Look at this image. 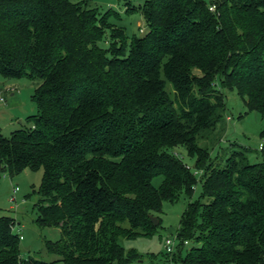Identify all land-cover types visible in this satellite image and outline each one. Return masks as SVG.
Wrapping results in <instances>:
<instances>
[{
  "label": "trees",
  "instance_id": "16d2710c",
  "mask_svg": "<svg viewBox=\"0 0 264 264\" xmlns=\"http://www.w3.org/2000/svg\"><path fill=\"white\" fill-rule=\"evenodd\" d=\"M118 1L148 33L130 37L117 10L87 1L0 0V75L39 81L25 127L0 134V180L42 170L35 223L61 230L45 241L56 259L23 257L15 219L0 217V264L143 259L120 240L158 233L164 202L197 184L176 149L196 158L204 201L187 205L168 259L264 264V141L257 163L247 149L212 157L225 91L264 115V0Z\"/></svg>",
  "mask_w": 264,
  "mask_h": 264
},
{
  "label": "rangeland",
  "instance_id": "374dc122",
  "mask_svg": "<svg viewBox=\"0 0 264 264\" xmlns=\"http://www.w3.org/2000/svg\"><path fill=\"white\" fill-rule=\"evenodd\" d=\"M75 2L87 1L89 6L99 7L105 11L116 0H74ZM144 0H133L136 5L142 4ZM120 7L123 8L122 4ZM118 6V4H116ZM113 7L121 14V18L112 17V22L122 26L126 33L142 36L149 32V27L140 13L125 14L124 10ZM144 28V33L140 31ZM108 42L106 43V45ZM39 81L29 79H11L0 75V134L10 136L11 133L21 127H25L27 115L36 112V105L31 97ZM172 90V84H167ZM227 96V112L225 119L219 128L221 129V141L212 149L213 159L219 158L218 162L225 163L233 150L244 151L249 163L261 161L260 145L264 141V115L258 111H251L246 100L237 91H225ZM229 116V117H228ZM23 117V118H22ZM227 117L229 120H227ZM21 121V122H20ZM237 144L234 147V144ZM176 154L183 159L196 175L197 184L191 197L182 194L174 203L166 201L163 204L162 213L158 214L162 220V225L158 233L151 237H140L134 240L121 239L120 244L129 250L136 248L144 257L133 264H179L170 261L165 248L167 237L176 236L177 229L181 225V218L187 205L191 201L201 200L202 183L201 170L196 168V158L191 157L185 150L176 149ZM215 161V160H214ZM43 171L25 170L23 173L10 177L8 173L3 174L0 180V217L10 216L15 219V230L21 238V249L23 257H37L45 261L56 259V255L51 254L45 247V241H57L61 238L60 228L40 229L35 220L37 218V203L40 196L37 193L42 181ZM163 177H156L153 180L155 187L162 184ZM19 188V191L14 190ZM16 194L17 201L12 197ZM205 201H207L205 199ZM179 242V241H177ZM196 243L192 242L183 248L182 255L186 253ZM153 257V258H151Z\"/></svg>",
  "mask_w": 264,
  "mask_h": 264
},
{
  "label": "built area",
  "instance_id": "2783aa9c",
  "mask_svg": "<svg viewBox=\"0 0 264 264\" xmlns=\"http://www.w3.org/2000/svg\"><path fill=\"white\" fill-rule=\"evenodd\" d=\"M211 10H214V7H211ZM140 31L144 32L145 30L143 27H140ZM0 100L5 101L3 98H0ZM14 191L15 192L19 191V188H16ZM12 200L15 202L17 201L16 194L13 195ZM164 244H165L166 252L168 253L174 252L177 245V237L176 236L167 237ZM185 244L188 245V241H185Z\"/></svg>",
  "mask_w": 264,
  "mask_h": 264
},
{
  "label": "crops",
  "instance_id": "0c3cea01",
  "mask_svg": "<svg viewBox=\"0 0 264 264\" xmlns=\"http://www.w3.org/2000/svg\"><path fill=\"white\" fill-rule=\"evenodd\" d=\"M116 1H117V3H113V4H111V7H112V8H113V7H114V8H116V7H120V4H119L120 2H119L118 0H116ZM116 4H118V6H117ZM122 7H123V8H120V9H119V8H116V9H119V10L122 9V10L125 11L126 8H125L124 6H122ZM4 102H5V101H4ZM22 118H23V117H22ZM24 118H25V117H24ZM20 122H21V121H20Z\"/></svg>",
  "mask_w": 264,
  "mask_h": 264
},
{
  "label": "water",
  "instance_id": "95a60500",
  "mask_svg": "<svg viewBox=\"0 0 264 264\" xmlns=\"http://www.w3.org/2000/svg\"><path fill=\"white\" fill-rule=\"evenodd\" d=\"M151 220L156 226L159 225V223H160V219L158 217H156V216L152 215L151 216Z\"/></svg>",
  "mask_w": 264,
  "mask_h": 264
}]
</instances>
